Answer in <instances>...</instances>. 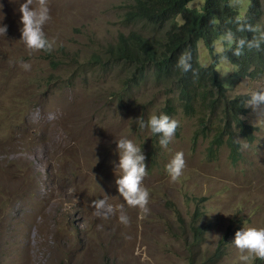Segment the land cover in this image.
I'll return each mask as SVG.
<instances>
[{
    "label": "rangeland",
    "instance_id": "1",
    "mask_svg": "<svg viewBox=\"0 0 264 264\" xmlns=\"http://www.w3.org/2000/svg\"><path fill=\"white\" fill-rule=\"evenodd\" d=\"M23 2L0 0L8 26L0 34V264H190L195 242L188 228L198 212L206 236L196 263L212 264L230 233L226 257L215 264H244L236 232L264 227V102L250 103L244 118L257 127L256 141L238 131L239 164L228 145L211 158L215 128L199 135L204 108L186 115L163 81L135 84L130 69L114 61L120 36L139 29L123 19L132 0H45L50 19L41 30L51 51L23 43ZM233 3L243 15L248 10L249 0ZM199 49L210 64L204 43ZM219 70L232 98L264 88V78L233 79L227 60ZM170 99L176 112L166 110ZM161 114L177 120L167 137L149 123ZM121 139L132 140L143 157L147 211L118 190ZM177 151L185 167L172 180L168 165Z\"/></svg>",
    "mask_w": 264,
    "mask_h": 264
},
{
    "label": "trees",
    "instance_id": "2",
    "mask_svg": "<svg viewBox=\"0 0 264 264\" xmlns=\"http://www.w3.org/2000/svg\"><path fill=\"white\" fill-rule=\"evenodd\" d=\"M196 1H203L192 6ZM234 0H132L126 6L124 22L139 26L127 36H120L112 57L118 64L127 66L131 81L139 84L153 77L163 81L184 107L188 116L198 108L207 110L199 116L201 132L205 137L215 128L216 136L208 149L214 158L228 145L232 150L234 165L241 161L242 144L238 131L250 143L256 140L258 129L249 125L242 116L249 113V95L232 98L218 71L220 60L228 59L236 66V79L260 80L264 78V0H249L243 15L234 7ZM243 40L240 44L239 41ZM224 41L225 49L218 52ZM204 43L215 60L210 66L201 64L199 46ZM187 65V67H186ZM153 69L151 73L150 70ZM166 110L175 111V102L168 100ZM197 115V114H196ZM216 119L219 121L216 122ZM157 137H162L159 131ZM200 213L194 216L188 231L194 238L190 247V264H197L205 229L199 227ZM227 233L212 255V264L222 261L230 244Z\"/></svg>",
    "mask_w": 264,
    "mask_h": 264
},
{
    "label": "clouds",
    "instance_id": "3",
    "mask_svg": "<svg viewBox=\"0 0 264 264\" xmlns=\"http://www.w3.org/2000/svg\"><path fill=\"white\" fill-rule=\"evenodd\" d=\"M32 3L33 0H24V2L20 3L19 5L18 10L21 14L19 16V21L22 22L23 25L21 29V39L25 44V46L30 50L51 51L52 46L44 38V33L41 30V25L50 19L49 9L45 4V0H39V4L37 7H29V5H31ZM7 27H8L7 24L3 23V14L0 13V34L4 35ZM239 43L242 44L243 40L239 41ZM222 51L218 49L219 53L216 54L221 55ZM212 57L213 60L210 64L208 65L204 64L202 63V61L201 64L204 66H210L215 60V54L212 55ZM222 60L229 61L228 59L223 58L220 60V63ZM230 63L233 65L235 71L236 66L232 62ZM219 64H218V71L220 73ZM24 67H28V65H24ZM234 71L232 72L231 77L235 80H239L236 79V77H233ZM220 76L221 79L223 80L221 73ZM224 83L227 85L225 81ZM241 95H249L251 97V99L248 101V106H247L249 110H250L249 108L250 103L255 104V103L264 102V88L260 90L253 89L251 90L250 94H241ZM201 109L203 108H198L195 114H197ZM205 114H207V110L204 109L203 115ZM246 116H242V119H244ZM218 121L219 120L216 119V122ZM149 123L153 132L162 131L165 137H167L173 133L177 125V120L169 119L167 115L161 114L159 118H157L156 115H152ZM257 131H255V136ZM163 142L164 141H161V143ZM118 147L122 150L120 155V163H119V169L121 170L122 175H120L117 181L119 185L118 190L125 197L129 205L137 206L139 209H143L144 211H147V209H144V205L148 202L147 199L148 189L146 187L139 186L141 177L144 175L143 164L139 163L143 159V157L137 155L139 151L138 146H136L133 143V141L130 139L119 140ZM182 157H183L182 151L175 152L172 163L168 165V171L171 174L172 180H177L182 174L181 170L185 167L184 160ZM95 203L97 207H100L103 206L104 201L100 200V201H96ZM118 219L123 223H127L126 216L122 215ZM233 243L236 246V248L239 249L241 253H243L238 256V261H243L244 264H250L253 257L258 259H264V227H246L243 231H237ZM244 250H247L246 253H244Z\"/></svg>",
    "mask_w": 264,
    "mask_h": 264
}]
</instances>
